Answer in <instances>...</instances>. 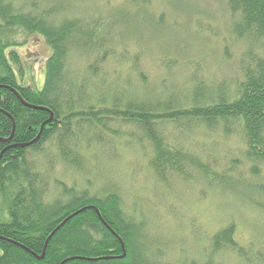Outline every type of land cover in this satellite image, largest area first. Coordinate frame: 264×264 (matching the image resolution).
Masks as SVG:
<instances>
[{"label": "trees", "instance_id": "1", "mask_svg": "<svg viewBox=\"0 0 264 264\" xmlns=\"http://www.w3.org/2000/svg\"><path fill=\"white\" fill-rule=\"evenodd\" d=\"M218 1L240 48L238 77L206 83L195 65L182 86L165 87L140 67L141 49L128 50L148 0L85 16L53 0H0V264H264V247L240 244L232 223L207 239L201 257L182 248L168 256L170 248L148 241L145 216L125 213L119 184H96L88 169L102 149L139 148L155 183L169 189L170 180L188 184L195 174L213 190L240 196L241 188L240 197L264 213V202L252 199L264 197V0ZM33 35L51 51L39 91L23 84L17 53ZM190 140H208L214 155L213 146L235 143L238 157L212 161Z\"/></svg>", "mask_w": 264, "mask_h": 264}, {"label": "rangeland", "instance_id": "2", "mask_svg": "<svg viewBox=\"0 0 264 264\" xmlns=\"http://www.w3.org/2000/svg\"><path fill=\"white\" fill-rule=\"evenodd\" d=\"M53 1L68 7L70 13L85 16L104 5L117 6L124 0ZM148 1L149 6L139 8L138 21L133 24L135 28L131 29L128 50L133 56L134 49H141L143 57L140 58V67L149 80L156 82L154 86L164 81L165 87L182 86L195 65L200 67V76L206 83L221 81L223 78L235 80L238 77L240 48L229 35L230 15L220 1ZM160 16L163 17L161 24L158 20ZM158 23L160 25L154 27ZM114 39L118 43L117 35ZM17 53L22 63L23 84L41 90L44 66L51 54L50 49L40 37L33 35L25 38V44L17 48ZM226 57L230 59L229 63L226 62ZM171 62H178L179 67H174V71L159 68V65ZM115 65L120 78L128 80L126 66L118 64L117 59ZM117 76L116 74L110 80H115ZM204 145L211 146L208 140ZM204 145L197 146L195 141L191 150L199 153L205 149L212 161L219 158L225 162L226 157L227 160L238 157L234 156L235 148L225 142L213 146L215 155ZM187 147L186 145L185 148ZM116 151L113 154V151L102 149L101 153L95 154L96 157L88 165L91 178L99 185L119 184L125 213L133 211L139 217L141 212L148 225V241L152 245L157 242L165 249L170 248L172 252L166 250L168 256L182 248L186 255L201 257L207 239L228 223L234 224L235 238L240 244H252L254 250L264 247V213L254 209L240 197L243 192L241 188L238 191L240 196L226 190H213L209 183L193 174L190 183L170 180L167 189L168 187L155 183L146 174V159L139 148L129 150L120 146ZM242 171L243 178H247L244 168ZM71 177L68 176V179ZM49 189L51 191L52 186ZM252 199L264 202L261 195L260 199L254 196ZM223 262L234 264L226 258Z\"/></svg>", "mask_w": 264, "mask_h": 264}, {"label": "water", "instance_id": "3", "mask_svg": "<svg viewBox=\"0 0 264 264\" xmlns=\"http://www.w3.org/2000/svg\"><path fill=\"white\" fill-rule=\"evenodd\" d=\"M14 94L17 96V98H18V100L23 104V105H25V106H27L22 100H21V98L14 92ZM31 108V107H30ZM34 109L35 110H39L40 108H36V107H34ZM51 119H52V114H50V117H49V119L46 121V122H44L43 124H42V126L40 127V131H39V134H38V136L36 137V139H35V141L36 140H38L39 139V136H40V133H41V131H42V128H43V126L44 125H46L47 123H50V121H51ZM13 129H14V125H13V128H12V133H11V135L13 134ZM35 141H32L31 143H34ZM6 142H9V140H7ZM10 148H12V147H10ZM10 148H7V149H10ZM6 149V150H7ZM3 153V152H2ZM2 153L0 154V157H1V155H2ZM94 211H95V213H96V215L98 216V218H99V220L102 222V224L113 234V235H115L112 231H111V229L104 223V221L101 219V217H100V215H99V213H98V211L96 210V209H94ZM53 235V234H52ZM51 237V236H50ZM49 239V238H48ZM48 241V240H47ZM47 241H46V243H47ZM120 246H121V249H122V251H123V254H124V247H123V243L120 241ZM43 255H44V249H43V252H42V256L39 258V259H41L42 257H43Z\"/></svg>", "mask_w": 264, "mask_h": 264}]
</instances>
